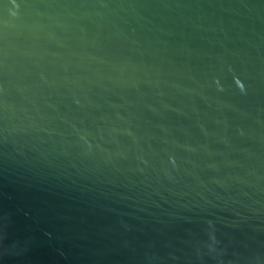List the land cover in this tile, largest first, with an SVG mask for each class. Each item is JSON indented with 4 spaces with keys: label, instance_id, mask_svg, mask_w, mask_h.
Masks as SVG:
<instances>
[{
    "label": "water",
    "instance_id": "1",
    "mask_svg": "<svg viewBox=\"0 0 264 264\" xmlns=\"http://www.w3.org/2000/svg\"><path fill=\"white\" fill-rule=\"evenodd\" d=\"M0 264H264V0H0Z\"/></svg>",
    "mask_w": 264,
    "mask_h": 264
}]
</instances>
